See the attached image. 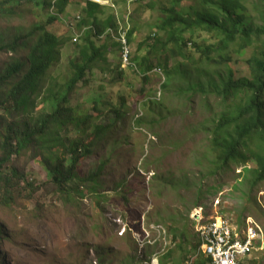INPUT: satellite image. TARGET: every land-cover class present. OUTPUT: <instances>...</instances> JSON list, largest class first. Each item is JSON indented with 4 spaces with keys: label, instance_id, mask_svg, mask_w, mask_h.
I'll use <instances>...</instances> for the list:
<instances>
[{
    "label": "rangeland",
    "instance_id": "obj_1",
    "mask_svg": "<svg viewBox=\"0 0 264 264\" xmlns=\"http://www.w3.org/2000/svg\"><path fill=\"white\" fill-rule=\"evenodd\" d=\"M180 1L178 4V0H139L130 5L129 0L112 1L122 9V14L118 11L120 18L128 15L135 28L132 56L145 55L157 39L167 42V34L159 30L165 19L164 9L177 5L180 11L190 13L199 10L204 0ZM87 2L71 0L66 12L59 16L60 23L50 27L51 32L65 40L59 49L58 62L48 72L49 79L55 78L53 91L62 92L61 97L65 95L66 82L72 77L69 62L79 57L84 46L82 41L74 43L71 37L76 31L75 17L83 15ZM242 2L247 7L243 14L245 25L254 28L261 25L256 0ZM116 9L106 7V17L111 15L116 19L117 14L113 15ZM49 15H56L54 6L40 7L30 0H0V47L18 39L21 43L35 23H48ZM191 36L199 44L217 42L212 33L205 31L185 34L187 39ZM34 42V39L24 42L27 44L17 53L0 52V76L9 61H24ZM98 44L101 43L98 41ZM140 45H143L141 51ZM174 47L167 42L166 50ZM160 49L157 51L163 59ZM236 50L233 46L227 51L229 65L237 76H249L250 69L244 60L254 50ZM186 55V59L170 60L178 76L164 90L166 76L162 69L150 72V81L145 84L139 68L120 65V53L111 48L107 53L108 62L98 61L84 81L73 89L70 104L64 107L92 114L95 125L110 126L101 137L92 133L82 137L69 126L60 134L66 144L81 138L93 143L78 173L84 180L97 173L94 179L99 182V196L88 192L92 184L87 182L80 190L85 193L83 199L79 197L75 203L61 199L53 180L47 177L55 161L37 148L13 159L10 167L17 168L34 185L29 189L21 184L23 192L15 195L12 207L0 205V264H172L170 261H179L181 255L189 254L190 247L180 239L184 229L191 239L196 241L199 237L194 210L202 206L207 216H213L216 199L221 200V215L232 224L244 227L252 219L264 231V183L251 189L250 170L257 167L256 162L231 165L215 173L211 131L219 113L226 111V104L195 87L189 88L190 80L192 84L198 82L197 78L204 80L198 71L208 67L213 73L223 68L204 62L193 41L189 42ZM159 56L152 54L151 63L155 67ZM238 60L243 63H237ZM49 86L50 80L41 95L35 97L32 120L51 114L59 107L58 102L42 100ZM8 91L6 86L2 97ZM114 109H119L122 115L117 120L111 114ZM137 120L142 121L140 125ZM61 149L59 146L58 151ZM66 159L67 164L70 156ZM96 197L101 198L99 209L95 206ZM198 201L200 205L195 206ZM172 229L177 232V239L173 238ZM146 239L151 243H146ZM180 245L185 252H178ZM254 247L248 261L264 264V240L259 238ZM171 252L173 259L163 263L162 259ZM201 258L204 256L198 257Z\"/></svg>",
    "mask_w": 264,
    "mask_h": 264
},
{
    "label": "trees",
    "instance_id": "obj_2",
    "mask_svg": "<svg viewBox=\"0 0 264 264\" xmlns=\"http://www.w3.org/2000/svg\"><path fill=\"white\" fill-rule=\"evenodd\" d=\"M30 1L40 7L54 6L56 15H49L46 24L35 23L32 31L21 43L18 39L9 46L0 47V52L17 53L27 44L24 42L35 40L29 47L25 60L9 61L4 74L0 76V205L5 207H12L15 195L22 194L21 184H25L29 189L33 188V182H30L17 168L10 167L13 159H18L32 148L48 154L49 159L55 161L54 167H49L47 177L53 180L61 199L74 203L79 197L83 199L85 193L80 190L87 182L92 184L88 192L99 196V182L94 179L97 173L86 180L81 179L78 173L80 165L90 155L93 143L81 138L75 141L69 140L66 144L60 134L66 126L82 137L87 133L101 137L110 130V126L95 125L96 118L92 114L84 111L78 113L73 108L64 106L70 104L73 89L84 81L98 61L108 62V44L99 45L95 41V36L101 34L107 27L113 26L114 17L110 15L104 18L105 10L90 1L87 2L83 15H78V28H87L81 38V44L84 46L80 50L79 57L69 62L72 77L66 82L65 95L61 97L62 92L53 91L55 78L49 79L48 72L58 62L59 49L65 44V40L51 32L50 27L60 21L59 16L66 12L71 0ZM180 2L178 0V4ZM255 4L262 21V24L255 28L252 25H245L246 16L243 14L247 11V7L242 0H204L199 10L190 13L180 11L177 5H173L163 10L165 19L162 20L159 30L167 34V42L173 43L175 47L166 50L167 42L162 43L157 39L145 55L138 57L134 54L131 57V61L136 64L134 66L139 68L143 83L147 84L150 81L147 73L155 68L151 63L152 54L155 52L158 57L161 53L157 50L161 47L163 59L159 56L156 67L162 69L166 76V83L162 85L164 90L169 89V84L178 76L170 60L186 59V49L190 41H193L195 50L204 62L218 64V68H223V71L217 70L213 73L208 67L198 71V76L203 77L204 80L197 78L198 82L195 84L190 80L189 88H193L192 90L197 88L203 94L213 95L226 104V111L219 113L211 131V150L216 155L215 173L225 171L231 165L246 166L254 160L257 167L250 170L251 189L264 183V0H256ZM197 30L212 33L217 42L199 44L194 42L192 36L189 39L185 38L186 33ZM134 34L135 28L130 32V43ZM233 46L237 47V52L254 50L251 57L244 60L250 69L249 76H237L233 67H230V56L227 55V51ZM142 49L143 45H140L139 50ZM237 63L242 64L243 61L238 60ZM26 66L27 71H24ZM49 80L50 88L48 87L42 100L58 102L59 107L56 106L51 114H44L32 120L35 97L41 95ZM6 86H9V91L2 97L1 92ZM111 114L115 120L122 116L119 109H114ZM136 122L140 125L142 121ZM59 146L62 147L60 151H58ZM56 148L57 152L54 151ZM67 156H70V160L66 164ZM201 196L200 193L199 197ZM100 199L96 197L97 209L100 208ZM200 202L198 201L195 206H199ZM185 230L186 228L180 234V239L190 247L189 254L186 257L181 255L179 261H170L173 262L172 264H182L186 260L190 262L201 246V241L191 239ZM172 235L173 238H178L177 232L173 229ZM179 250L180 253L185 252L182 245L179 246ZM172 255L173 252L166 255L162 262L173 259ZM195 264H212V259L204 256L197 259ZM245 264H258V262L251 260L246 261Z\"/></svg>",
    "mask_w": 264,
    "mask_h": 264
},
{
    "label": "built area",
    "instance_id": "obj_3",
    "mask_svg": "<svg viewBox=\"0 0 264 264\" xmlns=\"http://www.w3.org/2000/svg\"><path fill=\"white\" fill-rule=\"evenodd\" d=\"M119 41L122 45V65L131 66V48L125 34ZM220 204L221 200L216 199L213 204L215 209L213 216H207L202 206L194 210L193 219L197 225L201 246L189 264H195L200 255L210 257L212 264H245L255 249L256 241L259 238L264 240V231L254 220L248 219L244 227L235 226L221 215ZM124 232L125 230L122 235ZM148 242L151 243L146 239V243Z\"/></svg>",
    "mask_w": 264,
    "mask_h": 264
},
{
    "label": "clouds",
    "instance_id": "obj_4",
    "mask_svg": "<svg viewBox=\"0 0 264 264\" xmlns=\"http://www.w3.org/2000/svg\"><path fill=\"white\" fill-rule=\"evenodd\" d=\"M93 2L95 4H98L99 6H101L104 10L105 8H110L112 10L116 9V8H119V9H116V13H114L113 15H116V19H115V22H114V25L113 26H110V27H107L106 29H104V31L97 35L96 32L95 35V41L96 43H98V41L101 43L99 45H102V44H105L107 43L108 44V51L111 50V48H116L118 50V52L120 53V65H122V45H121V42L119 41V39L121 38V36L123 34H125V38L131 48V54H133V48H132V43H130V39H129V35H130V32L134 29L133 25H132V21H131V18L126 15V16H122L120 18V16L118 15V11L119 13L122 12V9L120 6H117L116 3L114 4L112 1L113 0H88V2ZM136 1H139V0H129V5L131 2H136ZM117 6V7H116ZM110 13V12H108ZM106 13H104V18L106 17L105 15ZM122 14V13H121ZM75 25H76V31L74 33H72V41H74V43H79L81 41V38L83 36V33L87 30V28H84V29H79L78 28V24H79V16L75 17ZM74 25V26H75ZM74 28V27H73ZM136 33V32H135ZM116 45V46H115ZM132 57V55H131ZM132 65L130 67H135L134 65H136L134 62H132ZM123 66V65H122ZM136 68V67H135ZM153 71H160L159 68L155 67L152 71L150 72H153ZM148 72L147 75L150 73ZM162 77L163 74H160ZM125 233V232H124ZM149 244V243H148ZM146 244V245H148ZM248 261V260H247ZM246 263V261H245Z\"/></svg>",
    "mask_w": 264,
    "mask_h": 264
}]
</instances>
